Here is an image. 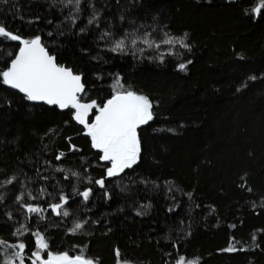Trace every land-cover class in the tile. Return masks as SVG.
<instances>
[{
    "label": "trees",
    "instance_id": "trees-1",
    "mask_svg": "<svg viewBox=\"0 0 264 264\" xmlns=\"http://www.w3.org/2000/svg\"><path fill=\"white\" fill-rule=\"evenodd\" d=\"M253 3L82 0L73 25L66 19L72 6L60 0H0V24L23 38L40 35L59 64L82 75V102H106L119 77L124 89L153 102L154 115L138 129V163L107 177L110 164L100 160L73 109L32 104L0 84V181L17 177L0 187V239L23 240L30 255L31 232L39 230L51 251L75 255L83 249L99 264H118L117 249L128 264H176L180 255L198 264H264V15L246 14ZM93 14L99 26L87 23ZM126 30L151 33L156 42L168 33L190 50L138 42L143 54L109 51ZM104 31L112 37L99 39ZM19 46L0 38V70ZM88 188L85 202L74 189ZM29 191L38 198L29 199ZM21 193V203L46 209L43 218L16 202ZM60 194L69 196L68 217L48 207ZM76 220L87 223L70 234ZM21 224L30 231L14 236ZM230 243L237 251H224Z\"/></svg>",
    "mask_w": 264,
    "mask_h": 264
},
{
    "label": "snow or ice",
    "instance_id": "snow-or-ice-1",
    "mask_svg": "<svg viewBox=\"0 0 264 264\" xmlns=\"http://www.w3.org/2000/svg\"><path fill=\"white\" fill-rule=\"evenodd\" d=\"M55 2L56 0H53V3ZM60 2L65 7L72 6L73 11L70 12L66 19L71 20L73 25H75L82 10V0H60ZM248 13H251L254 18H261L264 15V0H254L253 6L246 10V14ZM121 19L123 20V17ZM94 22L99 26L98 18L95 14L88 19L87 23L91 25ZM80 31L84 32L86 29L81 28ZM136 31L138 32V29ZM112 35L111 32L104 31L99 39L104 40L112 37ZM164 35L167 38L156 42L150 38L151 33L136 36L135 33H129L126 30L123 37L112 41V46L108 50L113 53L127 55L128 49L131 48L135 50L132 52L133 56H135L136 51L143 54L145 48L137 49L138 42L143 43L147 48L160 49L161 44H179L181 47L190 50V45L185 43L184 39L173 38L168 33ZM0 38L18 41L20 45L7 66L0 70V84L22 93L26 100L30 102H43L47 105L57 106L62 110L73 109V119L86 130L85 135L90 138L92 148L101 153L100 160L110 164V167L106 169L107 177L119 176L126 169H131L138 163L141 153L138 129L154 119L153 102L147 96L124 89L119 77H117L114 85V94L106 102L102 104H98L96 100L82 102V97L86 94L82 75L77 74L70 67L59 64L56 56L49 53L40 35L32 38H23L20 34L9 30L6 25L0 24ZM167 54L171 55L172 53L169 52ZM9 55L12 54L9 53ZM163 56L164 53H161L159 57L161 62H163ZM190 63L191 61L189 60L187 64ZM187 64L180 63L178 67L181 71H184L187 68ZM250 79H255V77H250ZM90 116L93 117L91 121L89 119ZM72 148L76 150L75 145ZM63 155L64 153H61L56 158L61 159ZM57 170L63 171V169ZM72 175L79 176V173L73 172ZM43 178L47 179V177ZM16 179V176H12L7 180L0 181V187L5 184H12ZM89 183H91L90 178ZM95 183L100 185V187L105 186L104 179H98ZM45 191V189H41V195ZM74 191L85 202L92 195L91 188L82 192L76 189ZM27 195L31 200L38 198L33 196L30 191ZM48 195L51 196V193ZM24 196L25 193L18 195L16 202L21 203L24 200ZM2 200L3 197L0 196V202ZM68 202L69 196L60 194L59 202L50 203L48 207L55 215L68 217L70 212L65 208ZM21 207L25 209L26 213L37 214L40 218H43L42 213L46 211L40 205L32 203H21ZM9 218H11V214H9ZM86 223L87 220L74 221L69 229L70 234H76L81 231ZM29 231L30 229L27 225L21 224L13 232V235L24 236ZM31 235L35 239V250L30 255H26L28 245L23 240L17 243H8L0 239V249H2L0 250V264H26V260L30 261V264H99L98 261L87 257L83 249L75 255H70L67 251L59 253L51 251L48 239L39 230L31 232ZM253 239L255 240V236H253ZM224 251L234 252L237 251V248L234 243H230ZM115 255L118 257V264H128L127 261L119 260L120 252L118 249ZM176 264H198V260L187 259L184 255H180L176 260Z\"/></svg>",
    "mask_w": 264,
    "mask_h": 264
},
{
    "label": "water",
    "instance_id": "water-1",
    "mask_svg": "<svg viewBox=\"0 0 264 264\" xmlns=\"http://www.w3.org/2000/svg\"><path fill=\"white\" fill-rule=\"evenodd\" d=\"M82 82H83V77H82ZM84 83V82H83ZM14 90V89H13ZM16 92H18L17 90H15ZM85 91H86V86H85ZM19 93V92H18ZM19 94H21L22 96H24L22 93H19ZM32 104H35V105H44V106H47V107H56V108H58L57 106H54V105H47V104H45V103H43V102H31ZM59 109V108H58ZM69 109H71V108H68V109H59V110H61V111H67V110H69Z\"/></svg>",
    "mask_w": 264,
    "mask_h": 264
}]
</instances>
